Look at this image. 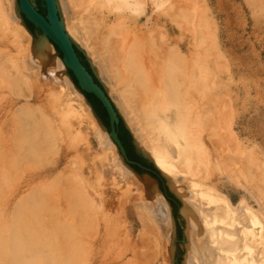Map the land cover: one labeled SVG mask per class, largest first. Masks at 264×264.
<instances>
[{
	"label": "bare ground",
	"instance_id": "1",
	"mask_svg": "<svg viewBox=\"0 0 264 264\" xmlns=\"http://www.w3.org/2000/svg\"><path fill=\"white\" fill-rule=\"evenodd\" d=\"M52 2L64 33L85 51L134 143L180 199L184 264H264V177L250 171V154L232 134H219L209 67H218L219 54L212 51V59L204 54L212 33L201 0ZM170 22L179 36L169 38L158 28ZM186 23L192 27L190 46L181 43ZM8 32L26 51L14 61L0 55V97L9 90L24 103L11 117L5 110L0 170L24 162L31 166H25L27 173L45 164L61 139L74 150L77 166L70 176L56 174L48 184H41V176L34 179L30 193L0 185V214L6 219L0 228V264H175L170 205L151 181L128 167L109 132H101L59 51L43 33L31 34L17 0H0V37ZM36 77L51 91V116L29 103ZM80 125L93 130L102 152V171L91 170L94 183L85 176L89 166L83 171L78 165L88 149ZM252 187L258 212L248 204ZM100 196L119 199L117 219L107 210L95 213Z\"/></svg>",
	"mask_w": 264,
	"mask_h": 264
},
{
	"label": "rangeland",
	"instance_id": "2",
	"mask_svg": "<svg viewBox=\"0 0 264 264\" xmlns=\"http://www.w3.org/2000/svg\"><path fill=\"white\" fill-rule=\"evenodd\" d=\"M31 2L42 15H45V10L42 7V0H32ZM201 4L208 29L212 33V43L209 45L210 48H203L204 54L208 51L209 59H212V57H210L212 51H217L219 54L218 67H214L212 64L209 66L210 70L214 73L215 108L216 113L219 112L217 119L223 131V133H221L222 131L220 130L219 134L223 136L227 134L231 136L232 134L231 137L239 143L242 150L250 154V171L253 173L254 171L255 173L258 172L264 177V0H201ZM158 28L164 30L169 38L172 36H179L178 29L175 27L174 23L170 22L166 27L159 26ZM183 28L184 31L181 32L183 34L181 43L184 42L190 46V30L192 27L190 23H186ZM29 30L35 38H38L37 36L40 35V32L33 27ZM169 47L173 48L175 45L170 44ZM76 49L79 52L82 62L88 71H90L95 81L103 87V82L100 77L97 76L85 51L79 46H76ZM24 51H26L25 48L16 42V39L11 33L8 32L0 37V55H7L14 61L18 59L20 54ZM55 53H57L56 55L59 58L61 57L57 51H55ZM67 73L71 82L76 87V82L72 78L70 72ZM0 80L2 79L0 78ZM37 81L38 77H36L33 85L30 86L31 97L29 103L33 106L38 104L51 116L47 104V99L49 98H47V96L51 91H46L47 88L39 85ZM1 82L3 84V81ZM83 96L94 112L102 129L101 132L107 135L109 132L108 117L103 115L99 107L94 104L90 98L85 94ZM36 99H39V101L37 102ZM23 103L24 100L22 98L15 99L9 90H5L4 96L0 97V140L7 141V138H3L6 135L7 126L2 123L5 119V110L8 111L7 116L11 117L13 111ZM222 103H224V105ZM221 104L222 106L220 107ZM113 105L115 107L114 103ZM117 115L120 119L117 128L118 135H121L126 143H128V152L125 151L126 156L128 160L136 164L131 166L128 165V167L136 173L140 179L147 178L151 181L155 187L160 190L170 205L177 240L175 244L174 260L175 264H184L185 251L183 249L182 240L185 222L180 214L182 203L175 192L172 191L168 181L161 170L156 166L154 160L146 156L151 160V163H148L143 156L146 155V152L141 148V150L138 151L135 149L133 145L134 138L126 125L123 115L119 111H117ZM82 125H80L81 130L84 127ZM82 131L83 133L81 134H84L82 136L85 139L82 141L87 142L88 149L86 150L87 152L84 151L85 153H80V155L83 156H80V159H82L81 162H78V165L82 167L83 171L89 166L90 172L94 169L98 174L102 171V168L100 169V165L103 161L102 152L100 151L96 138L93 136V130L87 128ZM91 132L93 133L92 135L90 134ZM83 146L85 147V145ZM0 151H2V149H0ZM73 153L74 150L67 146L64 139H61L56 145L53 157L45 164L36 166L27 173L25 172V166L27 165L24 162L16 164L13 167H10L12 165L9 163L8 165L2 166L0 177L4 179L3 182L0 181V185L10 186V189H15L14 192H17V194H23V192L30 193L32 191L33 185L36 183L34 179L40 176L41 184L50 183L56 174L61 173L60 175L66 174L70 176L71 171L76 169L77 166V164L74 165L72 163L74 161ZM85 157L86 159H83ZM90 158L91 160H89ZM90 165L92 166L90 167ZM27 167L30 168L31 166L28 165ZM256 169L258 170L256 171ZM85 174L87 173L85 172ZM85 176H88L89 180L94 183L93 178L95 175L93 172ZM230 190L238 191V188L232 187ZM254 196H256V191L252 187L250 189V194H248V204L252 211L258 212V206ZM234 198L235 197H232V200L237 204V197ZM10 199L14 201L16 198L11 197ZM118 201L119 199L116 198H105L104 196H100L99 203L95 206L94 211L96 214H99L101 211L107 210L112 217L117 219L116 211L119 205ZM1 218L3 219L1 220L3 223L0 221V228L1 225L3 226V224H5L4 221L6 220L4 219L3 213L0 214V219Z\"/></svg>",
	"mask_w": 264,
	"mask_h": 264
},
{
	"label": "water",
	"instance_id": "3",
	"mask_svg": "<svg viewBox=\"0 0 264 264\" xmlns=\"http://www.w3.org/2000/svg\"><path fill=\"white\" fill-rule=\"evenodd\" d=\"M17 1L19 12L24 21H27L33 28L46 35L48 40H50V42L57 48L67 70L76 82L77 88L85 95H92L101 104L108 117L109 135L117 146L126 164L129 166L136 165L134 162L128 160L124 147L118 138L117 128L120 119L116 111L101 89V85L95 81L92 74L82 62L76 46L64 33L52 0H42V7L45 10V15H42L30 0ZM133 145L138 151L139 149L134 142ZM143 156L148 163H151V160L148 159L146 155Z\"/></svg>",
	"mask_w": 264,
	"mask_h": 264
},
{
	"label": "trees",
	"instance_id": "4",
	"mask_svg": "<svg viewBox=\"0 0 264 264\" xmlns=\"http://www.w3.org/2000/svg\"><path fill=\"white\" fill-rule=\"evenodd\" d=\"M25 23H26V25H27V27H28L29 29L32 28V26H31L27 21H25ZM86 96H87L88 98H90V99L92 100V102H93L94 104H96V105L99 107V109L101 110V112L103 113V115H104L105 117H107V115H106V113H105V110L103 109V107L101 106V104L98 102V100H96L92 95H86ZM118 138H119V140H120L122 146L124 147V150L128 152V143H126V141L124 140V138H123L121 135H118Z\"/></svg>",
	"mask_w": 264,
	"mask_h": 264
}]
</instances>
